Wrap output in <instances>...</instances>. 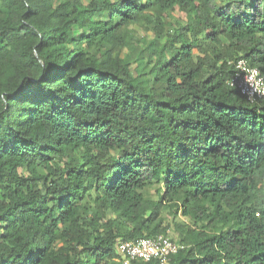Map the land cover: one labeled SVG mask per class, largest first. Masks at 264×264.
I'll use <instances>...</instances> for the list:
<instances>
[{"label": "trees", "instance_id": "trees-1", "mask_svg": "<svg viewBox=\"0 0 264 264\" xmlns=\"http://www.w3.org/2000/svg\"><path fill=\"white\" fill-rule=\"evenodd\" d=\"M241 58L264 73V0H0V264H123L170 231L169 264H264Z\"/></svg>", "mask_w": 264, "mask_h": 264}, {"label": "built area", "instance_id": "built-area-1", "mask_svg": "<svg viewBox=\"0 0 264 264\" xmlns=\"http://www.w3.org/2000/svg\"><path fill=\"white\" fill-rule=\"evenodd\" d=\"M232 64L234 70L230 77V86L237 89L250 103L264 102V73L250 66L242 58ZM185 247L184 244L173 241L168 236L158 235L120 242L117 252L123 264H131L133 261L169 264L171 258L183 251Z\"/></svg>", "mask_w": 264, "mask_h": 264}, {"label": "rangeland", "instance_id": "rangeland-1", "mask_svg": "<svg viewBox=\"0 0 264 264\" xmlns=\"http://www.w3.org/2000/svg\"><path fill=\"white\" fill-rule=\"evenodd\" d=\"M184 19H185L184 15L182 13H180L179 10H177L176 12H174L173 14H171L168 17V21H170V23H173L175 21H183ZM136 30L137 31L135 33H132V36H133V40L132 41L134 43H136V44L140 42L138 40H142L143 38H147V39L152 38L150 32H147L146 30H142V29H136ZM126 53L129 54V53H131V51L130 50H125L124 54H126ZM168 236L170 238L174 239V240L178 239L177 234L175 232H173V231H170L168 233Z\"/></svg>", "mask_w": 264, "mask_h": 264}]
</instances>
